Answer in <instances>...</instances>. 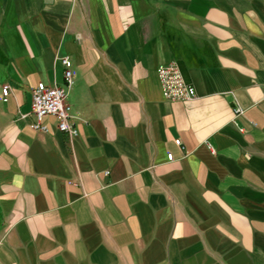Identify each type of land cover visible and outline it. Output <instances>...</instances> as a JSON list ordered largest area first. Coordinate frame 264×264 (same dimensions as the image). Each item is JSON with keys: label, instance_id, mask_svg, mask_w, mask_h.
<instances>
[{"label": "crops", "instance_id": "crops-1", "mask_svg": "<svg viewBox=\"0 0 264 264\" xmlns=\"http://www.w3.org/2000/svg\"><path fill=\"white\" fill-rule=\"evenodd\" d=\"M0 264H264V0H0Z\"/></svg>", "mask_w": 264, "mask_h": 264}, {"label": "built area", "instance_id": "built-area-1", "mask_svg": "<svg viewBox=\"0 0 264 264\" xmlns=\"http://www.w3.org/2000/svg\"><path fill=\"white\" fill-rule=\"evenodd\" d=\"M64 66V85H47L38 82L31 90L30 113L34 117L30 127L35 130H44L41 119L46 115L55 117L57 129L61 132L74 136L77 134L74 123L71 122V106L66 102L69 88L74 82V72L69 58H62ZM158 82L161 86L164 97L171 101H190L196 98L194 87L186 82L181 70L175 61L159 64L156 68ZM9 84L2 86V99L6 100L9 93ZM28 114H24L26 116ZM175 143L180 145L179 138ZM167 159H172V154L167 155Z\"/></svg>", "mask_w": 264, "mask_h": 264}]
</instances>
